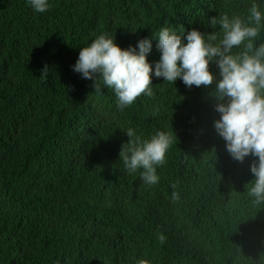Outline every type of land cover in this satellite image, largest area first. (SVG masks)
Returning <instances> with one entry per match:
<instances>
[{"label":"trees","instance_id":"16d2710c","mask_svg":"<svg viewBox=\"0 0 264 264\" xmlns=\"http://www.w3.org/2000/svg\"><path fill=\"white\" fill-rule=\"evenodd\" d=\"M254 2L264 11V0H48L40 13L0 0V264H264V203L248 195L258 157L228 152L216 82L154 74L163 28L222 38L208 21L246 19ZM102 34L124 49L151 40L153 95L120 110L114 89L101 81L96 92L73 70ZM209 69L222 78L215 61ZM129 128L141 141L173 136L158 185L124 166Z\"/></svg>","mask_w":264,"mask_h":264},{"label":"clouds","instance_id":"9594fccd","mask_svg":"<svg viewBox=\"0 0 264 264\" xmlns=\"http://www.w3.org/2000/svg\"><path fill=\"white\" fill-rule=\"evenodd\" d=\"M29 2L36 12L50 8L48 0ZM262 22L264 11L254 2L246 19L239 15L230 18L224 13L208 21L213 28L221 26L222 38H218L217 32L206 35L197 29L185 37L165 27L158 33L161 57L154 72L168 82L175 83L180 78L189 88L208 87L216 82L212 95L217 99L216 110L221 117L215 121V128L227 142L228 152L240 162L249 154L258 157V163L251 165L255 179L248 189V195L257 204L264 203V43L257 44L264 27ZM185 39L187 43L183 42ZM151 48L147 38L124 49L115 38L102 34L81 48L73 70L83 79L94 80L96 92L101 91V81L114 89L118 107L123 110L139 96L153 95V68L147 59ZM210 61H215L220 69L222 78L218 81L209 69ZM126 132L131 139L122 146L120 158L124 166L130 173L142 169L143 183L149 187L158 185L161 177L157 168L166 164L173 136L159 131L150 140L141 141L132 128ZM170 199L173 203L181 199L176 185L172 186ZM157 240L164 245L166 234L159 232ZM139 264L148 262L141 260Z\"/></svg>","mask_w":264,"mask_h":264}]
</instances>
